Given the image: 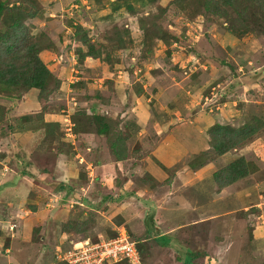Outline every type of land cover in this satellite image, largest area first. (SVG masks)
<instances>
[{
  "label": "rangeland",
  "instance_id": "rangeland-1",
  "mask_svg": "<svg viewBox=\"0 0 264 264\" xmlns=\"http://www.w3.org/2000/svg\"><path fill=\"white\" fill-rule=\"evenodd\" d=\"M3 1L36 8L25 23L32 38L51 39L39 56L60 84L46 99L35 88L11 101L0 95V264H65L60 251L83 236L124 231L139 250L134 263L184 264L183 250L170 256L154 239L170 230L171 241L196 251V264H264V126L224 155L208 134L215 123L264 122V16L255 0H241L251 28L244 36L232 32L230 9L198 14L203 0L183 11L171 0L134 1L133 12L114 0ZM153 15L167 41L139 27ZM76 24L101 59L78 58ZM82 110L117 122L124 158L75 118ZM239 156L251 173L219 188L215 172ZM68 220L85 222L86 232L63 231Z\"/></svg>",
  "mask_w": 264,
  "mask_h": 264
},
{
  "label": "trees",
  "instance_id": "trees-1",
  "mask_svg": "<svg viewBox=\"0 0 264 264\" xmlns=\"http://www.w3.org/2000/svg\"><path fill=\"white\" fill-rule=\"evenodd\" d=\"M114 1L118 3L117 5H123L129 12H133L134 6L132 2H144L147 0ZM148 1L155 2L156 0ZM171 2L183 11L190 3V0H171ZM219 3L221 6L218 2L203 0L201 5L197 6L196 12L198 14L208 12L215 15L226 16L227 9H230L236 14L233 19L235 24L230 26L232 32L239 36H244L251 31L250 26L246 23L245 3L241 2V0H219ZM255 3L260 13L264 16V0H255ZM37 14L38 12H36V8L34 6L30 7V9L26 11L19 5L9 6L5 1L0 0V20L6 27V30H0V95L6 97L7 101H11L12 98H21L24 92L31 88L39 90V99H46L47 96L50 95V92L52 93L59 87L60 80L51 70L48 69L39 56V53L42 50L52 47L51 39L46 34H42L38 38H32L29 26L25 23L26 19L35 18ZM156 18L157 15H153L150 18L146 16L141 17L139 19V27L146 35L155 36L157 39L167 41L171 38V36L168 32H164L155 22ZM147 21L151 23L152 27L147 25ZM75 29V34L77 35L76 39L83 45V47L77 48L78 58L80 60H83L86 57L101 59L103 57V51L100 48H96L88 39L86 34L83 32L82 26L76 24ZM116 41L118 47L125 48V42L121 38H118ZM106 57L107 61H109L108 56ZM95 97L101 101H105V99L97 93H95ZM77 117H83L82 120L87 124L88 130L93 128V131L96 134L102 135L106 138V140L110 143V150L112 151V154L117 159H121L122 157L124 158L125 137L127 136L124 134L123 137V132H120L117 128V122H114L109 116H106L103 113L96 112L88 114L85 110L78 111L75 118ZM263 126L264 122L257 118H255L254 121L245 123L240 127L215 123L208 128V134L210 136L209 145L214 150L216 155H224L241 146L247 140L252 139V137ZM74 127L76 132L80 130L76 124H74ZM11 149L12 148H10V150ZM198 155L199 160L195 165L201 164L206 159L208 152H202ZM252 165L253 164L244 156H239L215 172L214 182L219 188L226 187L240 179L246 178L252 171ZM4 187L6 188V186ZM62 229L63 231L85 233L87 226L85 222L81 223L78 221L68 220L62 224ZM86 238H89L92 241L97 240L96 238H91L90 236L85 235L78 241V244ZM156 238L159 240L162 239L166 245L168 243L167 241H169L168 237L165 235H157ZM164 238H166V240H164ZM135 246L138 250L136 243ZM191 250L192 249L189 250V247L183 249V254L180 256V259L184 264H196L193 261L197 259L199 255L195 253V250ZM120 262L132 264L127 261V259Z\"/></svg>",
  "mask_w": 264,
  "mask_h": 264
},
{
  "label": "built area",
  "instance_id": "built-area-1",
  "mask_svg": "<svg viewBox=\"0 0 264 264\" xmlns=\"http://www.w3.org/2000/svg\"><path fill=\"white\" fill-rule=\"evenodd\" d=\"M59 258L66 264H104L105 261H123L127 259L132 264L139 258L135 242L130 240L126 231L117 235V237L103 240L98 238L92 241L86 238L60 251ZM140 259V258H139Z\"/></svg>",
  "mask_w": 264,
  "mask_h": 264
},
{
  "label": "crops",
  "instance_id": "crops-1",
  "mask_svg": "<svg viewBox=\"0 0 264 264\" xmlns=\"http://www.w3.org/2000/svg\"><path fill=\"white\" fill-rule=\"evenodd\" d=\"M196 171V170H195ZM185 172H187V171H185ZM185 172H181L179 175H185ZM18 174H16V175H20V176H23V174L25 173V172H23V171H21V172H17ZM188 175V174H187ZM192 175H193V172H192ZM24 177V176H23ZM177 181H176V183H179V180H178V175H177V177L175 178ZM173 181V180H172ZM171 181V182H172ZM175 182L173 181V184H174ZM170 184H172V183H170ZM14 186V185H13ZM12 186V187H13ZM155 188V187H154ZM13 192V191H12ZM10 199H13V201L15 202V196H11V198ZM1 204V203H0ZM174 207H176V205L174 206V205H172L170 208H173L174 209ZM179 210H181V207L179 208ZM179 210H177L176 208L174 209V211L175 212H173V214L174 213H176V212H178ZM202 220V219H201ZM180 226H178L177 228H179ZM180 229H182V228H180ZM172 233L173 232H171V230L169 231V232H166V233H160V234H157V235H165V236H167V237H169L168 239H169V241H167L168 243H167V245L166 246H164L165 247V250H166V252L170 255V256H174L175 255V252L176 251H174V250H176V247H178V249H181V250H183V249H185L186 247H187V245H183V243L181 242V244H179L177 241H171L170 239H173V237H171V235H172ZM157 235L155 236V238L157 237ZM259 235H260V232H259ZM259 235H257V237H259ZM254 238H256V237H254ZM256 240H257V238H256ZM174 249V250H173ZM177 249V250H178Z\"/></svg>",
  "mask_w": 264,
  "mask_h": 264
},
{
  "label": "clouds",
  "instance_id": "clouds-1",
  "mask_svg": "<svg viewBox=\"0 0 264 264\" xmlns=\"http://www.w3.org/2000/svg\"><path fill=\"white\" fill-rule=\"evenodd\" d=\"M127 233V232H126ZM133 241V240H132Z\"/></svg>",
  "mask_w": 264,
  "mask_h": 264
}]
</instances>
